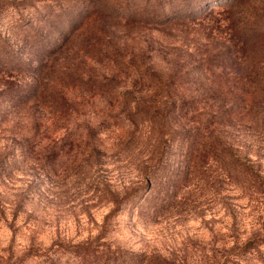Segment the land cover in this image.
I'll return each mask as SVG.
<instances>
[{"label": "rangeland", "instance_id": "1", "mask_svg": "<svg viewBox=\"0 0 264 264\" xmlns=\"http://www.w3.org/2000/svg\"><path fill=\"white\" fill-rule=\"evenodd\" d=\"M4 5L7 9L0 13V21L8 28L2 36L16 45L24 43V63L36 67L34 72L24 70L9 78L4 97L19 93V88L33 83L35 77L39 78L40 92L67 91L74 107L70 127L82 145L88 126L95 129L97 120L111 111V107H104L106 99L117 96L112 114L133 110L132 98L146 93V88L131 83L141 76L149 79L147 74L153 70L163 81L172 82L168 104L174 103L176 110L201 112L209 108L203 104L204 96L234 94L235 80L246 76L256 64L264 63V43H256L247 53L244 46L240 48L230 38L236 31L248 32V12L264 14V0H6ZM93 5L96 11L91 10ZM20 13L22 21L30 19L32 23L22 29L11 28L8 19H16ZM59 47L60 53H53ZM65 47L68 56L63 59ZM65 61L71 63L67 69ZM51 64L53 72L48 70ZM64 70L69 71L68 77L75 84H56L51 74ZM162 93L165 92L160 88L155 96ZM142 98L147 99V94ZM38 102L44 106L43 101ZM123 115L119 114L111 129H101L97 134L103 148L100 163L94 165L89 159L75 164L83 146L78 147L75 157L68 153L57 159L56 167L62 176L53 195L43 190V183L28 187L31 176L23 171L24 167L15 169L13 179L0 184V264H42V256H33L24 249L39 243L47 247L57 234L75 242L97 234L94 223L110 210L112 194L123 196L124 188L136 181L138 155L119 145L129 126ZM17 119L19 126L32 123L29 118L24 122L23 116ZM187 120L189 116L178 121L185 122L182 126L192 125ZM40 122L39 129L53 126L50 118ZM147 130L142 128L143 134L135 139L139 145L154 140L155 130L152 135L145 133ZM231 139L240 153L248 150V156L260 159L264 168V137L258 131L243 128ZM244 142L247 146L241 144ZM207 193L208 198L202 199L195 210L194 204H189L191 210L186 216L174 218L176 208H172L156 222L144 221L134 204L136 194H131L123 211L110 218L112 229L105 243L111 251L106 255L84 260L70 255L51 257L59 264H161L163 260L183 258L197 262L205 254L210 255L208 249H216L218 242L228 241L230 235L231 222L220 195L216 196L213 189ZM221 194L232 207L238 206L235 210L242 223L239 231L241 236H247L251 218L246 198L231 184L222 186ZM147 196L150 198V193ZM18 199H22V205L15 213L14 202Z\"/></svg>", "mask_w": 264, "mask_h": 264}, {"label": "trees", "instance_id": "2", "mask_svg": "<svg viewBox=\"0 0 264 264\" xmlns=\"http://www.w3.org/2000/svg\"><path fill=\"white\" fill-rule=\"evenodd\" d=\"M5 3L6 0L0 1V13L7 9ZM91 10L96 11V7L93 5ZM248 15V32L236 31L230 35L232 41L240 45V48L243 46L246 48L247 53L256 43L259 45L264 43V14L248 12ZM22 18V13L16 19L9 18L10 27L22 29L23 25L32 23L30 19L22 21ZM6 28L8 26L3 27L0 21V139H3L2 143L0 140V184L13 179L15 169L24 167L23 171L31 176L27 183L28 187L36 188L38 182L39 185L43 183L45 186L43 190L53 195L56 183L62 176L56 167L57 159L68 153L75 157L78 147L83 146L85 149L78 153L81 154V158L77 162L70 158L71 162L87 163L92 159L94 165L100 163L103 148L97 134L116 125L122 112L128 119L129 126L119 145L138 155L136 181L124 188L123 196L112 194V199H109L110 210L103 215L99 223H94L97 234L76 242L57 234L47 247L41 246L40 243L30 244L24 249L26 253L42 256V264H59L54 262L51 256L58 259L70 255L84 260L89 256L106 255L111 251L109 245L105 243L106 235L112 229L110 218L123 211V206L132 197L131 194H136L134 204L140 208L139 214L144 215V221L156 222L171 212L172 208H176L174 218L186 216L191 210L189 204L193 203L192 209L195 210L202 199L207 197V192L213 189L216 196L220 195L222 205L230 218L228 241L218 242L216 249H208L210 255L205 254L197 262H187L186 258H183L179 261L163 260L161 264H264L263 162L257 158H250L248 150L240 153L237 150L240 149L239 146L233 145L231 139V135L239 134L243 128L255 129V132L258 131L264 137V63L256 64L254 69H248L246 76L235 80L233 88L230 86L234 94L204 96L203 104L209 108L201 112L182 108L176 110L174 103L168 104L172 82L163 81V78L155 75L153 70L147 74L150 76L149 79L141 76L138 78L139 81H132L134 87L140 84L146 88V93L132 98L133 110L125 109L112 114L117 96L106 99L104 107H111V111L103 116L102 120H97L95 129L88 126L82 145L79 135L75 137L74 129L70 127L74 107L66 94L67 91L62 89L57 94L40 92L37 87L39 78L35 77L33 83L20 87L19 93L4 97L5 88L10 83L9 78L21 74L24 70L33 72L36 70L30 63H24L27 51L24 43L16 45L5 35L2 36ZM147 46L152 48L149 44ZM60 47L53 49V53H60ZM64 52L61 58L66 59L67 47ZM65 62L67 69L71 63ZM51 67L52 64L48 70L53 72L54 69ZM68 72L59 71L55 75L52 73L51 76L57 80L56 84L65 82L66 86H70L69 84H73L74 81L68 77ZM143 80L146 83L142 82ZM91 82L88 83L93 86ZM160 88H163L165 93L155 96ZM21 89L25 92L22 93ZM124 94L121 97H124ZM145 94L147 99L142 98ZM154 98L158 99V102H155ZM38 101H43L44 106H40ZM125 101L126 99L121 100L123 103ZM181 105L185 106L184 98L181 99ZM22 116L24 122L29 118L32 123L27 127L19 126L20 122L16 117ZM188 116L190 120L187 122L192 121V125L182 126L185 122L178 120H186ZM44 117L51 119L53 126L50 129L44 127L39 129L40 120ZM15 121L18 122L16 126L7 127ZM144 127L148 129L145 133L151 135L155 130L154 140L146 145H139L135 139L143 134L140 130ZM241 144L247 146L245 142ZM257 155L259 158L262 157L259 153ZM226 184L233 185L240 195L246 198L245 205L249 209L251 230L245 237L241 236L239 231L241 218L239 211L235 210L238 206L232 207L221 194V187ZM102 185L107 191V185L104 182ZM40 191L39 189V193ZM148 193L150 198L147 196ZM21 205L22 199L15 200L13 209L15 213L21 209Z\"/></svg>", "mask_w": 264, "mask_h": 264}]
</instances>
